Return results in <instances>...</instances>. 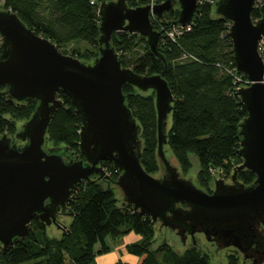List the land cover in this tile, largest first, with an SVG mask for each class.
I'll return each instance as SVG.
<instances>
[{
    "label": "water",
    "instance_id": "water-1",
    "mask_svg": "<svg viewBox=\"0 0 264 264\" xmlns=\"http://www.w3.org/2000/svg\"><path fill=\"white\" fill-rule=\"evenodd\" d=\"M258 1L214 2V12L230 21L228 34L236 70L251 82L238 87L247 112L239 123V153L243 160L236 165L231 184L216 178L210 192L191 182L190 176L184 178L164 155L166 118L173 100L167 81L159 73L139 74L122 66L111 45V36L117 31L138 33L146 38L150 51L165 63L157 50L161 32L153 28L150 11L161 18L164 13L173 15L177 5L179 14L172 25H184L191 21L197 0H163L152 7H130L126 0L101 2L98 55L90 62L62 53L49 38L27 27L15 12L0 9V88L5 87L0 89V95L7 92L17 101H37L31 116L15 132V139L25 141L24 144H12L9 135L0 134V251L8 249L15 237L26 235L34 214L45 225L61 227L57 215L62 209L67 210L71 190L92 176L109 178L100 165L102 160H109L121 172L116 180L121 187L119 204L138 210L154 222L160 220L159 230L161 224L167 225L168 234L178 235V249L187 243L188 234L194 241V233L199 232L206 243L214 242L210 249L216 256L220 249V255L223 250L231 251L239 255V260L248 257L247 264H264V257L235 251L236 243L226 241L227 238L212 240L217 231L237 237L241 223L255 216L262 218L264 213V65L257 50L258 41L264 36V2L260 17L251 18ZM126 83L140 91H154L157 157L163 161L157 176L143 168L141 154L135 150L140 126L125 104L122 86ZM58 90L70 97L81 117L78 147L85 162H67L55 150L46 149L53 146L45 147L48 124L62 104L56 96ZM165 166L173 172L161 177L166 173ZM240 169L255 174L250 184L236 179ZM180 225L187 233L175 229ZM198 225L210 227L197 229Z\"/></svg>",
    "mask_w": 264,
    "mask_h": 264
},
{
    "label": "trees",
    "instance_id": "trees-1",
    "mask_svg": "<svg viewBox=\"0 0 264 264\" xmlns=\"http://www.w3.org/2000/svg\"><path fill=\"white\" fill-rule=\"evenodd\" d=\"M103 1L91 4L90 0H0V5L2 10L15 12L27 27L49 38L62 53L90 62L98 55V4ZM215 1L197 0L189 28L175 39L167 36L166 30L178 17L177 5L173 15L151 20L153 28L161 32L157 50L165 63L150 51L143 35L117 31L111 36V45L122 66L139 74L159 73L167 81L173 100L166 144L183 174L191 167L189 154L197 157L196 180L208 192L212 190L211 170L228 178L242 162L239 123L247 114L237 90L247 76L235 69L228 20L214 12ZM126 3L132 7L145 1ZM260 5L251 11L253 20L261 15ZM69 44H73L70 50ZM122 91L125 104L140 125V162L152 174L158 170L154 91L143 93L128 83ZM56 96L62 104L48 124V141L54 145L62 143L64 148L82 156L78 147L81 117L65 92L58 90ZM36 104V100L17 101L7 92L1 94L0 134L15 133L17 121L27 120ZM101 166L109 178L92 176L71 190L66 202L71 219L59 237L48 235L45 223L34 214L26 235L15 237L8 249L0 251V264H96V256L110 251L112 240L129 232L138 234L139 239L128 243L125 249L141 258L139 264H210L208 253L195 243L181 252L166 241L153 248L154 221L138 210L118 204L110 181L115 182L119 172L109 161H102ZM102 178L108 181L105 185ZM254 178L249 169L236 173V179L245 184ZM113 264L134 263L117 259ZM227 264H239L234 252L227 253Z\"/></svg>",
    "mask_w": 264,
    "mask_h": 264
},
{
    "label": "rangeland",
    "instance_id": "rangeland-1",
    "mask_svg": "<svg viewBox=\"0 0 264 264\" xmlns=\"http://www.w3.org/2000/svg\"><path fill=\"white\" fill-rule=\"evenodd\" d=\"M259 4H261V0L258 1ZM0 9H1V5H0ZM80 45H84V43H80ZM73 44H69L68 45V49L70 50V47H72ZM143 93H149L151 92V90H146V91H142ZM25 120H18L17 123H16V128L18 129L20 124H22ZM171 123V115L170 113L167 115V118H166V129H168L169 125ZM10 137H12V139L14 140L15 139V133H12L9 135ZM140 136V135H139ZM16 142H19V138H16L15 139ZM21 141V140H20ZM62 144V143H61ZM60 145V144H58ZM58 145H54L52 144L50 141L47 140V142L45 143V147H48V146H58ZM63 145V144H62ZM163 149H164V155L165 157L167 158L168 160V163L171 165V166H174L176 167V170L178 172L181 173V175L186 178L188 176H190V181L193 182L195 185H197L198 187L199 186V183L197 182L196 180V172L198 170V160H197V157L193 154V153H190L189 154V157H190V161H191V167L189 169V171L186 173V174H183L172 154V152L170 151L168 145L165 143L163 145ZM70 150V149H68ZM72 151L71 152V155H78L76 152H74L73 150H70ZM71 155H69L71 157ZM157 163H158V170L154 173H152L154 176H157L160 174V171H161V167L163 165V161L158 159L157 157ZM212 181H211V184H210V187L213 189L214 187V179L216 178H222L224 179V181L226 182H232L231 180V177H228V178H224L220 175V172L216 169H214L212 172ZM101 182L103 185H105L108 181L104 178L101 179ZM110 184L115 192V195L117 197V199L119 198H122V196L120 195V191H121V187L115 183V182H112L110 181ZM203 189V187H201ZM204 190V189H203ZM120 195V196H119ZM118 204H119V201H118ZM120 205V204H119ZM68 212V210H65L64 213L62 214H59L57 215V222L59 223V226H61L63 229L68 225L70 219H71V215L69 213H66ZM159 222L160 220H156L154 222V228H155V234H154V241L152 243V247H156L159 243L163 242V241H166L168 242L176 251H183L184 249H186L187 247H189L191 244L195 243L196 246L202 251V252H206L208 253L209 257H210V264H227V253L231 252V251H226V250H223V253L222 255H220V249L217 250V256L215 255V252L210 249L212 248L213 246H215L214 242L211 241V244L209 243V241H207L206 243V240L204 239V237L202 236V233H199V232H195L194 235H193V239L194 241L192 240V237L188 234V238H187V243L182 246L180 249H178V246L175 245V240L177 241V244H179V239H178V235H173V233H169L168 234V227L167 225H164L161 224L160 226V230H159ZM65 226H63V225ZM56 224H49V225H46V232L48 233V235L50 236H56V237H59L61 232H62V228L61 227H55ZM161 232V233H160ZM163 237H164V240H163ZM126 252H122L120 253L121 254V257L124 258V254ZM237 255V254H236ZM238 258H239V255H237ZM120 259V258H118ZM249 261L248 257H245L244 259L242 260H239V264H247Z\"/></svg>",
    "mask_w": 264,
    "mask_h": 264
},
{
    "label": "flooded vegetation",
    "instance_id": "flooded-vegetation-1",
    "mask_svg": "<svg viewBox=\"0 0 264 264\" xmlns=\"http://www.w3.org/2000/svg\"><path fill=\"white\" fill-rule=\"evenodd\" d=\"M261 2L263 3L264 0H261ZM166 15H167V13H164L163 16H166ZM140 133H141V129L139 127L138 141L135 144V150L140 152V154H141V150L143 148V139H142ZM10 140H11L10 142L12 144H16L18 146L24 144V142H25L22 140L20 141V139H19V142H16L15 140L12 139V137H10ZM46 149L55 150V152L61 154L63 159L67 162L73 161V160H78V159H82L83 162L86 161L83 154H82V156H80L77 153L78 155L70 157L69 156L70 153H69L68 148H64L62 146H53V147H49ZM157 156H158V154H157ZM102 161H109V160H102ZM101 162H100V165H101ZM109 162L113 165V163L111 161H109ZM165 170H166V173H164L161 177H168L173 172L171 169H169L166 166H165ZM117 171L119 172V174H118V176H119L121 172L118 169H117ZM161 177H159V178H161ZM117 179H118V177H117ZM117 179H115V183H116ZM239 182H241V181H239ZM228 183H230V182H228ZM181 205L185 207V204H181ZM61 212L64 213L65 209H62ZM261 215H262V218L255 216L252 218H247L243 223H241V226L239 229H242V230H239L240 234L237 237H235L234 235H228V234L222 235L220 231H217L212 240L227 238L226 241L229 240V241H231V243L232 242L236 243V245L232 244L235 247L234 250L242 252L244 254V256H246L248 254L249 257H253L254 255H259L261 257H264V213H262ZM208 227H210V226L198 225L196 228L197 229L198 228L204 229V228H208ZM175 229L179 230V232L185 231L187 233L186 228L182 225H180V227L175 228Z\"/></svg>",
    "mask_w": 264,
    "mask_h": 264
},
{
    "label": "crops",
    "instance_id": "crops-1",
    "mask_svg": "<svg viewBox=\"0 0 264 264\" xmlns=\"http://www.w3.org/2000/svg\"><path fill=\"white\" fill-rule=\"evenodd\" d=\"M138 239H139L138 234L129 232L116 240H112L111 241L112 247L110 251L97 255L95 258L96 264H113L118 258L124 261L132 262L134 264H139L141 258L131 253H128L125 249V246L128 243L136 241ZM122 252H126L123 256L124 258L121 257L120 253Z\"/></svg>",
    "mask_w": 264,
    "mask_h": 264
},
{
    "label": "built area",
    "instance_id": "built-area-1",
    "mask_svg": "<svg viewBox=\"0 0 264 264\" xmlns=\"http://www.w3.org/2000/svg\"><path fill=\"white\" fill-rule=\"evenodd\" d=\"M104 1H108V0H104ZM135 1H139V0H135ZM144 1H145V3H142L140 5L149 4V6L152 7L153 4L156 3L154 0H144ZM96 2H98V0H90L91 4H95ZM257 4H258V2H257ZM99 5H100V3L98 4V9H99ZM155 18H158V17L155 16L152 13V11H150V20L155 19ZM189 26H190V23H187V24H184V25H182V24L172 25L166 30V35L169 36L172 39H175L176 36L180 35L184 30L188 29ZM229 26H230V21H228V28H229ZM257 50H258V54L261 57V60H262L263 65H264V36H262L260 38V40L258 41ZM235 69H236V67H235ZM237 79L240 80V78H237ZM250 82L251 81L248 78H246L244 83H243V85L241 87L248 86L250 84ZM262 82H264V72H263V76H262ZM212 171L213 170H211V172Z\"/></svg>",
    "mask_w": 264,
    "mask_h": 264
}]
</instances>
